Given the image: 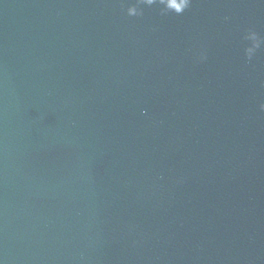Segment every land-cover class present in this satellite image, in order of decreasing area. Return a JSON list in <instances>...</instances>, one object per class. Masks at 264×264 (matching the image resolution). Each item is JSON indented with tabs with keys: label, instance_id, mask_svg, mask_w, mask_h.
I'll use <instances>...</instances> for the list:
<instances>
[{
	"label": "water",
	"instance_id": "1",
	"mask_svg": "<svg viewBox=\"0 0 264 264\" xmlns=\"http://www.w3.org/2000/svg\"><path fill=\"white\" fill-rule=\"evenodd\" d=\"M181 3L0 0V264H264V0Z\"/></svg>",
	"mask_w": 264,
	"mask_h": 264
},
{
	"label": "clouds",
	"instance_id": "2",
	"mask_svg": "<svg viewBox=\"0 0 264 264\" xmlns=\"http://www.w3.org/2000/svg\"><path fill=\"white\" fill-rule=\"evenodd\" d=\"M156 2H157V0H137V4L129 6L127 8V15H129V16L141 15L142 12H141V10L138 7L139 4H144V5H149L150 6V5H152L153 3H156ZM162 2L167 3L168 0H162ZM189 4H190V0H182V3L180 4L181 5L180 8H181L182 11L180 13H182L189 6ZM180 13H177V14H180ZM249 34H250V37L255 41L256 40V35H257L256 32L249 30ZM258 46H259L258 43H255L252 48L248 49L249 56L252 55V53L255 50V47H258ZM201 59H203V57H201ZM260 108H261V110H264V104H261Z\"/></svg>",
	"mask_w": 264,
	"mask_h": 264
},
{
	"label": "snow or ice",
	"instance_id": "3",
	"mask_svg": "<svg viewBox=\"0 0 264 264\" xmlns=\"http://www.w3.org/2000/svg\"><path fill=\"white\" fill-rule=\"evenodd\" d=\"M176 6H179V5H176Z\"/></svg>",
	"mask_w": 264,
	"mask_h": 264
}]
</instances>
